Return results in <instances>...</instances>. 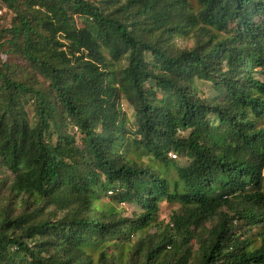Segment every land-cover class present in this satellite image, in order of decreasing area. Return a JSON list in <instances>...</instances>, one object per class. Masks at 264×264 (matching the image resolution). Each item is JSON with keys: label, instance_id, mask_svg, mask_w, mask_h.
I'll use <instances>...</instances> for the list:
<instances>
[{"label": "trees", "instance_id": "obj_1", "mask_svg": "<svg viewBox=\"0 0 264 264\" xmlns=\"http://www.w3.org/2000/svg\"><path fill=\"white\" fill-rule=\"evenodd\" d=\"M0 2V264H264V0Z\"/></svg>", "mask_w": 264, "mask_h": 264}, {"label": "rangeland", "instance_id": "obj_2", "mask_svg": "<svg viewBox=\"0 0 264 264\" xmlns=\"http://www.w3.org/2000/svg\"><path fill=\"white\" fill-rule=\"evenodd\" d=\"M3 17H8L10 19V13L9 10L0 2V25L6 21ZM8 22V21H7ZM175 42L178 46L181 47H186V46H192L193 45V40L191 38H176ZM199 92L202 96H212L215 94V91L211 87L210 83L207 82H202L199 83ZM120 108L121 111L125 114L127 118V125L130 128V125L133 126V121H134V109L133 107L125 100L121 99L120 100ZM176 154V155H174ZM169 157L175 160V162L178 165H185L187 164V159L179 156L177 153L174 151H171L169 153ZM10 172L6 171L4 168L0 167V177L2 178H9ZM109 192L108 194H110ZM111 196H105L103 198L104 202L110 201ZM112 204H114L119 212L122 215L125 216H133L134 213L140 212L142 208L135 202H120V201H112ZM159 212H158V217L159 221L162 226L169 224L170 218L174 212H176L180 208V204L177 202H167V201H160L159 202ZM229 212L232 211V209L227 208ZM156 228H152L149 230V232H155ZM190 246L193 248L194 254H196V251L198 250L199 244L196 241H192L190 243ZM168 250L169 247H168Z\"/></svg>", "mask_w": 264, "mask_h": 264}, {"label": "clouds", "instance_id": "obj_3", "mask_svg": "<svg viewBox=\"0 0 264 264\" xmlns=\"http://www.w3.org/2000/svg\"><path fill=\"white\" fill-rule=\"evenodd\" d=\"M174 155H176V154H174Z\"/></svg>", "mask_w": 264, "mask_h": 264}]
</instances>
